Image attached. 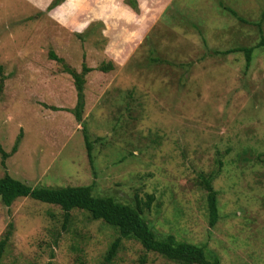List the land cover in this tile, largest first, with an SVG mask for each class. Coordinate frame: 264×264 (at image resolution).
I'll use <instances>...</instances> for the list:
<instances>
[{
	"label": "rangeland",
	"instance_id": "1",
	"mask_svg": "<svg viewBox=\"0 0 264 264\" xmlns=\"http://www.w3.org/2000/svg\"><path fill=\"white\" fill-rule=\"evenodd\" d=\"M29 2L0 0L7 152L23 131L6 168L0 154V178L8 171L32 186L93 184L96 195L129 204L153 195L143 212L159 236L205 245L222 264H264V46L249 68L243 52L224 53L258 44L264 0H174L140 40L110 33L111 44L102 23L70 32ZM52 53L79 73L83 63L93 69L83 113L92 162L83 124L68 110L77 103L74 79ZM208 175L218 192L214 226L201 184ZM10 224L1 264H183L134 236L107 262L119 228L82 209L64 229L58 205L0 199V239Z\"/></svg>",
	"mask_w": 264,
	"mask_h": 264
},
{
	"label": "trees",
	"instance_id": "2",
	"mask_svg": "<svg viewBox=\"0 0 264 264\" xmlns=\"http://www.w3.org/2000/svg\"><path fill=\"white\" fill-rule=\"evenodd\" d=\"M65 0H52L47 8L51 11ZM134 10H139L138 0H126ZM232 15L242 22H247L235 10L225 7ZM261 39L256 46L236 47L226 50L224 53L243 52L246 57V67L251 66L254 51L258 47L264 46V31L262 23H259ZM52 58L64 63V60L52 53ZM153 61L159 62L157 58ZM66 72L72 75L77 90V103L74 108L68 109L75 118L83 124L84 139L87 145L88 155L93 161V145L87 133V127L83 121V113L86 105L85 100V82L86 74L93 69L83 63L82 72L79 73L64 63ZM106 69V68H105ZM50 107V106H48ZM54 110L61 108L52 107ZM23 138L21 130L17 140L10 152H7L0 143L1 164L7 167V159L16 153ZM214 175L203 176L201 180L202 187L207 192V203L209 211V223L216 225L220 218L218 207V192L213 185ZM20 197H30L32 199L60 206L64 211V225L66 229L70 221L71 213L75 209H82L91 213L95 219H102L106 223L119 228V237L112 243L106 257V261L112 260L117 252L121 241L131 236L140 240L147 251H154L166 256L168 259L180 261L183 264H222L218 256L210 257L205 245H199L188 241L179 240L174 234L159 236L152 228L150 222L144 217V205L150 208L154 199L153 195H148L145 201L138 200L136 204H129L118 201L113 196H99L94 193V186L79 185L66 187L32 186L24 181L13 177L8 171L0 178V199L6 206H11ZM13 224L9 225L6 234L0 239V264L4 257L7 245L13 232Z\"/></svg>",
	"mask_w": 264,
	"mask_h": 264
},
{
	"label": "crops",
	"instance_id": "3",
	"mask_svg": "<svg viewBox=\"0 0 264 264\" xmlns=\"http://www.w3.org/2000/svg\"><path fill=\"white\" fill-rule=\"evenodd\" d=\"M174 0H138L139 11L126 0H65L48 12V16L63 29L75 33L86 32L93 23H102L111 44L110 33H126V43L141 39L150 27L163 16ZM52 0H30L29 5L41 12ZM139 39V40H140ZM117 63H121L117 61Z\"/></svg>",
	"mask_w": 264,
	"mask_h": 264
}]
</instances>
